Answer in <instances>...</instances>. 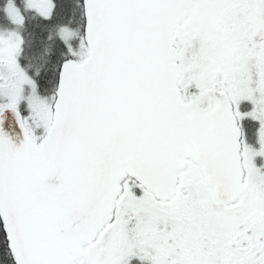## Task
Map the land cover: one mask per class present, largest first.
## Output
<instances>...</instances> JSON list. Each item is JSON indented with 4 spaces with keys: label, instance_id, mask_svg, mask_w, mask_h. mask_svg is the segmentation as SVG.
<instances>
[{
    "label": "snow or ice",
    "instance_id": "obj_1",
    "mask_svg": "<svg viewBox=\"0 0 264 264\" xmlns=\"http://www.w3.org/2000/svg\"><path fill=\"white\" fill-rule=\"evenodd\" d=\"M0 264H264V0H0Z\"/></svg>",
    "mask_w": 264,
    "mask_h": 264
}]
</instances>
